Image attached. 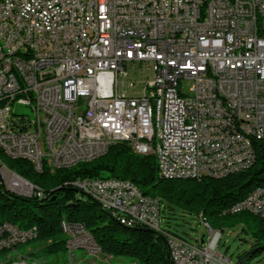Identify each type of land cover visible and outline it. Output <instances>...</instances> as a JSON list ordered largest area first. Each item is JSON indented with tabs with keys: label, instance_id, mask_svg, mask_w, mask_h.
Here are the masks:
<instances>
[{
	"label": "built area",
	"instance_id": "obj_1",
	"mask_svg": "<svg viewBox=\"0 0 264 264\" xmlns=\"http://www.w3.org/2000/svg\"><path fill=\"white\" fill-rule=\"evenodd\" d=\"M122 141L153 154L166 179L248 169L259 146L264 157V0H0L1 147L42 170ZM0 176L18 194L42 195L1 167ZM68 185L126 226L163 237L172 264H233L216 249L217 230L205 228L206 241L171 232L160 203L137 195L129 180ZM235 208L264 218V185ZM60 227L64 264L103 254L83 223L61 220ZM36 237V228L0 224V264H42L32 251L9 254Z\"/></svg>",
	"mask_w": 264,
	"mask_h": 264
},
{
	"label": "trees",
	"instance_id": "obj_2",
	"mask_svg": "<svg viewBox=\"0 0 264 264\" xmlns=\"http://www.w3.org/2000/svg\"><path fill=\"white\" fill-rule=\"evenodd\" d=\"M0 163L42 193L40 196L16 194L5 187L0 176V224L8 222L20 229L36 228L37 237L29 241L35 247L40 246L38 251L31 252L36 257L64 251L60 222L65 220L83 223L104 255L129 258L134 264H169L163 237L138 225L126 226L113 217L112 210L89 197L79 196L68 185L77 178L129 180L141 194L160 203L162 219L173 216L176 210L196 217L201 214L202 224L217 230L220 236L219 229L238 227L251 240L249 254L241 264L256 256L264 246V218L246 209L230 210L248 192L264 185V157L260 146L252 166L220 178L209 175L161 178L155 156L135 153L124 141L110 145L100 156L69 167L36 170L28 160L10 158L1 149ZM241 239L246 241L244 237Z\"/></svg>",
	"mask_w": 264,
	"mask_h": 264
},
{
	"label": "rangeland",
	"instance_id": "obj_3",
	"mask_svg": "<svg viewBox=\"0 0 264 264\" xmlns=\"http://www.w3.org/2000/svg\"><path fill=\"white\" fill-rule=\"evenodd\" d=\"M185 88L189 86L188 82H185L184 84ZM15 109L19 113L27 114L31 116L30 110L28 107H24L23 105L15 104ZM4 175H8V177H12L13 180L15 176L12 175L10 172L6 174L5 172H2ZM3 184L6 188L11 190L12 192L18 194L20 191L12 189L9 184V178H4ZM16 183V182H15ZM20 184V183H18ZM31 189V188H30ZM22 195V194H20ZM166 222V223H165ZM162 225L170 230L171 232H174L180 236H184L188 238L189 240H193L196 237L203 236L204 241L208 238V231L205 229L204 224L200 221V218L196 216H192L186 213H180L179 210H176L174 215L170 216L169 218L164 217ZM221 230V238L219 240L218 245L216 246V249L220 251L221 253L225 254L231 261V263L235 264L238 259H243V257L249 252V247L251 245V240L248 236L242 234L239 232L238 227H223ZM245 238L246 241H243L241 238ZM40 247V246H39ZM39 247H35L34 244L29 242V244H25L23 247L16 246L15 251H11L10 257L14 258L16 257V253H26L28 251H38ZM227 247V250L225 251V248ZM76 254L80 253L79 250L75 251ZM107 256V255H105ZM80 257L83 258L81 264H85V262L92 261L95 264H133V260L129 258H122V257H111L107 262L103 260L104 254H100L97 258L88 256L87 254H80ZM40 259L42 261V264H64L68 261V256L66 252H56L51 254H42L40 256ZM244 264H264V250H261L256 256H252L251 258H248L247 261Z\"/></svg>",
	"mask_w": 264,
	"mask_h": 264
},
{
	"label": "bare ground",
	"instance_id": "obj_4",
	"mask_svg": "<svg viewBox=\"0 0 264 264\" xmlns=\"http://www.w3.org/2000/svg\"><path fill=\"white\" fill-rule=\"evenodd\" d=\"M15 104H18L20 106V99H11V106H14ZM109 147V146H108ZM0 149L3 151V153L10 157V158H13L11 157L10 153L7 152V150H4L3 147H1L0 145ZM104 152H99V154H93V155H90V157H83V161H87V160H91L97 156H100L102 155ZM22 159H26L28 160L29 162H31L32 166L36 169V170H39L38 166H35L34 162L31 161V159L29 158H22ZM0 167L2 168V172H5L6 174H8V172H10L3 164L0 163ZM60 167H63V166H60V164H51V168H60ZM12 175L15 176L14 179H18L20 182H18L17 180H15L16 183H20L19 185H24V186H27L31 189H33L32 185L26 181V180H23L22 178L18 177L17 175H15L14 173L10 172ZM208 175L209 176H212V177H218V176H221V169H211L208 171ZM13 180V179H12ZM133 191L136 192L137 195H142L144 196L143 194L140 193V191L133 185ZM149 201L151 202H156L153 198H150V197H147ZM243 199V198H242ZM241 199V200H242ZM97 203H98V200H95ZM102 207L104 208H107V209H110L109 207H107L106 205H101ZM243 208H235V210H242ZM113 212V210H112ZM121 222H123L122 220H120ZM4 226H11V227H14V231H28V229H20V228H17L15 227L14 225L8 223V222H4ZM204 226L205 228H208L210 230H213L211 229L206 223H204ZM218 232V231H217ZM218 236L219 235V232H218ZM90 237L91 234H90ZM169 263H170V260H169ZM134 264V263H133ZM172 264V263H170Z\"/></svg>",
	"mask_w": 264,
	"mask_h": 264
},
{
	"label": "water",
	"instance_id": "obj_5",
	"mask_svg": "<svg viewBox=\"0 0 264 264\" xmlns=\"http://www.w3.org/2000/svg\"><path fill=\"white\" fill-rule=\"evenodd\" d=\"M145 231H148V232H151V233H155L154 231H152L151 229H148V228H143ZM260 249H264V246L263 247H260ZM227 250V247L225 248V251ZM249 254V252L243 257V259L240 260L239 264L242 263V261L245 259V257ZM170 264V263H169Z\"/></svg>",
	"mask_w": 264,
	"mask_h": 264
}]
</instances>
